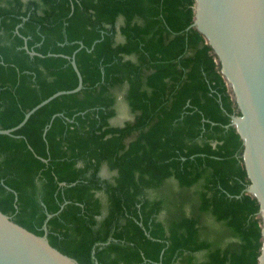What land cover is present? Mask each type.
Listing matches in <instances>:
<instances>
[{"label":"trees","instance_id":"obj_1","mask_svg":"<svg viewBox=\"0 0 264 264\" xmlns=\"http://www.w3.org/2000/svg\"><path fill=\"white\" fill-rule=\"evenodd\" d=\"M193 16L194 0H0V129L77 85L70 61L47 54L83 45L82 89L0 134L2 213L42 235L59 211L48 242L79 264H258L259 203L230 125L240 112ZM122 88L134 117L112 125ZM168 180L175 196H148ZM203 215L235 241L201 239Z\"/></svg>","mask_w":264,"mask_h":264},{"label":"water","instance_id":"obj_2","mask_svg":"<svg viewBox=\"0 0 264 264\" xmlns=\"http://www.w3.org/2000/svg\"><path fill=\"white\" fill-rule=\"evenodd\" d=\"M191 26L202 34L217 56L222 77L240 112L231 117L230 125L243 144L242 159L250 180L246 192L259 203L262 245L258 264H264V0H194ZM82 47L81 44L71 56L47 54L64 56L70 61L77 75V85L43 99L29 109L17 125L0 129V134L13 136L36 110L52 99L82 89V76L75 62V54ZM23 48L31 56H42L30 50L26 41ZM49 126L50 123L44 133ZM105 170V166L100 170L101 177ZM57 213L47 214L44 233L37 235L0 211V264H79L48 242L46 222Z\"/></svg>","mask_w":264,"mask_h":264},{"label":"rangeland","instance_id":"obj_3","mask_svg":"<svg viewBox=\"0 0 264 264\" xmlns=\"http://www.w3.org/2000/svg\"><path fill=\"white\" fill-rule=\"evenodd\" d=\"M124 91L125 88L115 90L116 93V104H115V110L116 115L110 119V123L112 125H122L126 121H130L133 119L134 114L129 108L127 102L124 99ZM112 173H110L108 170L102 171V177H105L107 179H110L112 177ZM179 191V188L174 180H168L165 183V186L159 191V192H149V197H161L168 195L175 196ZM193 192V189H191V193ZM185 213L187 215L191 214V210L189 207H185L184 209ZM167 209H164L159 215L158 219L165 221L167 219ZM200 237L201 239H204L210 243H212L214 246L223 248L229 243H232L235 241L233 237L230 236V233L228 230L224 227V225L220 222H216L214 218L211 216H202L200 219ZM194 258L196 261H202L205 259V253L200 252L194 255Z\"/></svg>","mask_w":264,"mask_h":264},{"label":"flooded vegetation","instance_id":"obj_4","mask_svg":"<svg viewBox=\"0 0 264 264\" xmlns=\"http://www.w3.org/2000/svg\"><path fill=\"white\" fill-rule=\"evenodd\" d=\"M102 178H105V177H102Z\"/></svg>","mask_w":264,"mask_h":264}]
</instances>
